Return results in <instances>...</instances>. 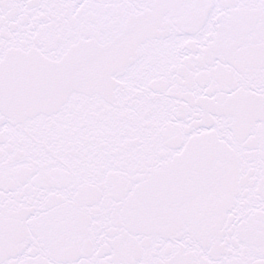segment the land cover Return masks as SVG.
Here are the masks:
<instances>
[{"label": "snow or ice", "instance_id": "1", "mask_svg": "<svg viewBox=\"0 0 264 264\" xmlns=\"http://www.w3.org/2000/svg\"><path fill=\"white\" fill-rule=\"evenodd\" d=\"M0 264H264V0H0Z\"/></svg>", "mask_w": 264, "mask_h": 264}]
</instances>
